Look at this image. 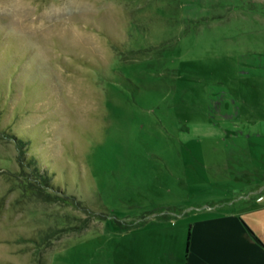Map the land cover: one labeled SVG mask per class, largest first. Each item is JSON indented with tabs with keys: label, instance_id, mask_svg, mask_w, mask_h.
Returning <instances> with one entry per match:
<instances>
[{
	"label": "rangeland",
	"instance_id": "rangeland-1",
	"mask_svg": "<svg viewBox=\"0 0 264 264\" xmlns=\"http://www.w3.org/2000/svg\"><path fill=\"white\" fill-rule=\"evenodd\" d=\"M261 185L264 0H0V264H237Z\"/></svg>",
	"mask_w": 264,
	"mask_h": 264
},
{
	"label": "crops",
	"instance_id": "crops-1",
	"mask_svg": "<svg viewBox=\"0 0 264 264\" xmlns=\"http://www.w3.org/2000/svg\"><path fill=\"white\" fill-rule=\"evenodd\" d=\"M259 191L264 193V185L259 187ZM263 198L264 195L261 196ZM255 212V215L244 218L246 222L233 216L236 223L230 226V230L238 236V245L241 247L240 261L237 264H264V206L256 208Z\"/></svg>",
	"mask_w": 264,
	"mask_h": 264
},
{
	"label": "trees",
	"instance_id": "trees-1",
	"mask_svg": "<svg viewBox=\"0 0 264 264\" xmlns=\"http://www.w3.org/2000/svg\"><path fill=\"white\" fill-rule=\"evenodd\" d=\"M15 138H17V140L20 142V144L24 147H26L25 145H27V142L24 139H21L20 137H17L16 135H14ZM37 157L33 156L32 159L29 160L30 164L32 166H34L35 168V172L37 175H39V178L44 181V183L48 184V186L50 185L51 181H52V176L48 175L47 173V169L42 168L44 171H41L39 164L37 163ZM51 177V179H50ZM190 237H191V231L189 232V239H188V247H189V243H190Z\"/></svg>",
	"mask_w": 264,
	"mask_h": 264
}]
</instances>
